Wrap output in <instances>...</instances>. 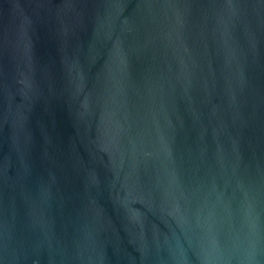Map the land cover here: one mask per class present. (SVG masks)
I'll return each mask as SVG.
<instances>
[{
  "label": "water",
  "instance_id": "obj_1",
  "mask_svg": "<svg viewBox=\"0 0 264 264\" xmlns=\"http://www.w3.org/2000/svg\"><path fill=\"white\" fill-rule=\"evenodd\" d=\"M0 264H264V0H0Z\"/></svg>",
  "mask_w": 264,
  "mask_h": 264
}]
</instances>
